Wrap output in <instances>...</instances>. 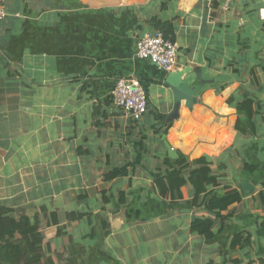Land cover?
Listing matches in <instances>:
<instances>
[{
    "label": "crops",
    "instance_id": "0c3cea01",
    "mask_svg": "<svg viewBox=\"0 0 264 264\" xmlns=\"http://www.w3.org/2000/svg\"><path fill=\"white\" fill-rule=\"evenodd\" d=\"M5 8L0 205L44 229L56 213L68 238L56 242V226L45 233L59 264H229L232 238L246 231L254 260L264 253L262 0H5ZM157 30L177 45L172 73L136 57L139 38ZM120 77L146 87L139 122L113 104ZM248 98L254 130L237 109ZM165 143L189 162L206 158L221 187L242 193L228 219L211 217L212 239L191 232L207 216L191 186L176 202L155 191L174 160ZM129 164V177L102 180Z\"/></svg>",
    "mask_w": 264,
    "mask_h": 264
},
{
    "label": "trees",
    "instance_id": "16d2710c",
    "mask_svg": "<svg viewBox=\"0 0 264 264\" xmlns=\"http://www.w3.org/2000/svg\"><path fill=\"white\" fill-rule=\"evenodd\" d=\"M164 34L168 36L167 32ZM144 88L146 89L145 86ZM254 106L255 101L250 98L237 105L238 113L246 117L253 130L255 128L252 120L256 115ZM236 127L241 136L246 134L240 121ZM169 128L170 125L165 128L164 133H168ZM166 163L170 168L155 178V191L162 199L176 202L183 198L182 189L191 186L194 190L193 205L202 208L207 213L206 217L197 218L192 222L191 232L206 239H212L215 236L213 230L215 222L211 217L214 216L215 219L223 221L228 219L230 215H223V212L241 202L242 193L230 186L221 187L219 177L213 170V164L204 157L189 162L185 155L179 152L177 159H168ZM134 169L135 165L130 164L120 168L116 167L105 173L102 180L110 183L117 179L127 178ZM261 196L264 203V191L261 192ZM119 201L121 204L126 202L125 192L120 193ZM47 216L45 229L58 227L55 241L59 242L68 238L65 227L60 225L57 214L53 212ZM80 217L82 215H76V218ZM45 229L42 228L38 217L35 219L28 216L17 217L13 209L0 205V264H59L52 251L51 241H47ZM71 240L69 238V241ZM252 246V236L248 231L234 235L227 252L230 259L229 264H243L246 260L250 264H264V253L254 260L251 253Z\"/></svg>",
    "mask_w": 264,
    "mask_h": 264
},
{
    "label": "built area",
    "instance_id": "2783aa9c",
    "mask_svg": "<svg viewBox=\"0 0 264 264\" xmlns=\"http://www.w3.org/2000/svg\"><path fill=\"white\" fill-rule=\"evenodd\" d=\"M264 2V0H262ZM5 0H0V23L8 18ZM264 19V9L260 11ZM136 57L149 60L166 73L175 71L178 65L176 43L157 30L145 34L137 42ZM114 106L121 110L129 121H140L148 111V96L141 81L133 77H120L112 92Z\"/></svg>",
    "mask_w": 264,
    "mask_h": 264
},
{
    "label": "water",
    "instance_id": "95a60500",
    "mask_svg": "<svg viewBox=\"0 0 264 264\" xmlns=\"http://www.w3.org/2000/svg\"><path fill=\"white\" fill-rule=\"evenodd\" d=\"M174 75L173 74L171 75L170 81H172V79H174ZM178 76H181V74L179 73ZM165 144H166V147L168 149L169 156L172 159H177L179 157V154L175 150H173L169 144H167V143H165ZM241 189L245 195H250L252 193L253 186L251 184H249L247 181L243 180L241 182Z\"/></svg>",
    "mask_w": 264,
    "mask_h": 264
},
{
    "label": "rangeland",
    "instance_id": "374dc122",
    "mask_svg": "<svg viewBox=\"0 0 264 264\" xmlns=\"http://www.w3.org/2000/svg\"><path fill=\"white\" fill-rule=\"evenodd\" d=\"M49 237H52V236H49Z\"/></svg>",
    "mask_w": 264,
    "mask_h": 264
}]
</instances>
